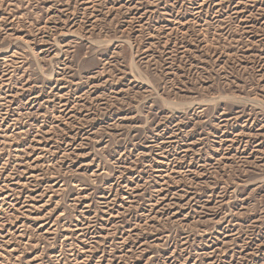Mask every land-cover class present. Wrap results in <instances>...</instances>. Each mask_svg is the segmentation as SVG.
Masks as SVG:
<instances>
[{"label":"rangeland","instance_id":"rangeland-1","mask_svg":"<svg viewBox=\"0 0 264 264\" xmlns=\"http://www.w3.org/2000/svg\"><path fill=\"white\" fill-rule=\"evenodd\" d=\"M0 264H264V0H0Z\"/></svg>","mask_w":264,"mask_h":264}]
</instances>
